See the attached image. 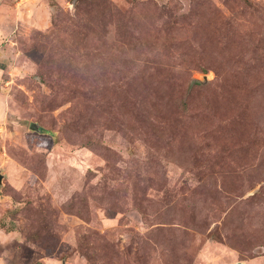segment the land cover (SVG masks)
I'll return each mask as SVG.
<instances>
[{
    "label": "rangeland",
    "instance_id": "rangeland-1",
    "mask_svg": "<svg viewBox=\"0 0 264 264\" xmlns=\"http://www.w3.org/2000/svg\"><path fill=\"white\" fill-rule=\"evenodd\" d=\"M0 171V264H264V0H0Z\"/></svg>",
    "mask_w": 264,
    "mask_h": 264
},
{
    "label": "water",
    "instance_id": "water-1",
    "mask_svg": "<svg viewBox=\"0 0 264 264\" xmlns=\"http://www.w3.org/2000/svg\"><path fill=\"white\" fill-rule=\"evenodd\" d=\"M29 128L31 129V130H36V131H41L42 130V128H41V126L38 124V123H36V122H31L30 124H29ZM3 174L1 173V171H0V185L2 184V179H3ZM62 264H64V262H62Z\"/></svg>",
    "mask_w": 264,
    "mask_h": 264
}]
</instances>
